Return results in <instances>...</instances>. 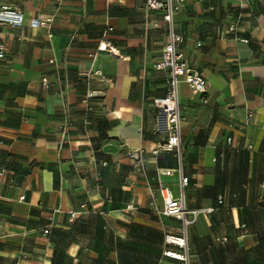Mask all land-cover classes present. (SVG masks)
Instances as JSON below:
<instances>
[{
	"label": "crops",
	"instance_id": "0c3cea01",
	"mask_svg": "<svg viewBox=\"0 0 264 264\" xmlns=\"http://www.w3.org/2000/svg\"><path fill=\"white\" fill-rule=\"evenodd\" d=\"M175 1L181 10L171 29L183 38L184 60L208 83L205 102L179 85L185 204L214 209L197 221L204 228L202 264L226 263L215 237L248 243L252 264H259L264 250L257 235L219 233L223 226L238 230L243 211L264 210V0ZM0 2L24 17L22 29H0L6 48L0 62V264H127L131 240L148 241L132 225L161 230L159 221L138 212L116 228L135 196L140 204L142 195L144 208L150 205L127 156L138 155L145 165L149 159L159 180L180 194L179 175H162L178 168L176 154H151L166 138L152 100L165 95L167 73L153 65L170 26L148 13L144 0ZM40 15L53 18L50 28L29 29ZM104 37L108 47L100 51ZM96 72L106 81L87 77ZM88 91L103 96L86 101ZM120 176L128 188L116 187ZM49 219L54 230L43 236ZM160 244L161 262L173 264Z\"/></svg>",
	"mask_w": 264,
	"mask_h": 264
},
{
	"label": "built area",
	"instance_id": "2783aa9c",
	"mask_svg": "<svg viewBox=\"0 0 264 264\" xmlns=\"http://www.w3.org/2000/svg\"><path fill=\"white\" fill-rule=\"evenodd\" d=\"M145 10L148 13L159 14L163 21L170 26L169 40L164 45L160 58L154 63L155 71H164L167 73V90L163 97H157L152 100L153 107L157 110L158 125L164 124L166 138L159 143L152 151L153 156L159 155L161 152L175 153L178 161V168L175 170H164L162 175L171 176L174 173L179 175L180 194L174 196L169 188L158 181V190L163 202V215L173 218L181 222L183 233L182 236L168 233L165 235L164 246L162 253L163 257L169 259L173 264H189V253L186 239L187 228L194 223L198 214L211 215L214 209L190 210L185 204L184 191L189 185L188 177H185L182 172L181 164V120L179 109V85L186 83L190 89L199 93L202 100L205 102L204 96L208 92V83L206 79L197 71H193L188 63L184 60V55L180 51V44L183 41L182 36L174 33L171 29L172 19L181 10V5L175 0H144ZM53 23L51 16H38L30 20L29 29L36 30L39 28L49 29ZM24 25V17L22 11L17 7L5 5L0 2V29L9 28L12 30H20ZM232 30V28H231ZM200 46V44H198ZM108 47L107 38H103L98 49L106 51ZM6 48L0 41V62L5 58ZM97 76L106 81V78L100 73H89L87 77ZM42 84L48 87L47 79H42ZM102 97L93 91L86 93L85 100H91ZM88 125L89 121L86 122ZM250 148V146H249ZM105 164V163H104ZM224 204V198L218 199V205ZM76 213L70 214V219H74ZM54 228L53 219H49L48 227L42 230L43 236H49Z\"/></svg>",
	"mask_w": 264,
	"mask_h": 264
},
{
	"label": "rangeland",
	"instance_id": "374dc122",
	"mask_svg": "<svg viewBox=\"0 0 264 264\" xmlns=\"http://www.w3.org/2000/svg\"><path fill=\"white\" fill-rule=\"evenodd\" d=\"M118 151L116 147V152ZM132 160L131 163V171L135 172V181H137L138 185V176H141V180H143L144 186L147 189V197L150 199L149 207L144 208L142 203V195H141V203L139 204L137 201V196H135V200L133 203H127V205L122 207V213L124 216H119L120 219L116 222L117 227L121 228V226H125L131 224V222H127L125 216L132 217L130 214L141 213V214H148L152 217L155 221H159L161 225V230L158 232L157 235L161 236L167 232L171 231V234L182 236L183 228L180 221H177L173 218H169L170 220L174 221L175 224H166L163 217V202L158 190V181L159 176L156 174V171L151 168V164L149 163V159L147 160V164L145 165L142 161L140 156H135L131 153L129 156ZM116 187L118 185H124L125 188L129 187L128 182L126 179L122 180V176L115 179ZM134 196V190L125 191V198L130 200L131 197ZM118 204L120 203V197L117 198ZM118 206L112 205L111 207ZM188 208V207H187ZM150 209H153L150 211ZM189 209V208H188ZM195 210V209H190ZM159 213H158V212ZM101 212H104L101 211ZM161 213V214H160ZM203 214H198L196 220L192 225H190L186 230V239H187V246H188V253H189V264H202L203 262V245H204V228L201 223L197 224L198 217H201ZM161 217V218H158ZM167 218V217H166ZM125 221V222H123ZM244 224V225H242ZM100 224L97 225L99 227ZM211 226H213L211 224ZM238 230H235L233 226H223L220 228V234L223 235V238L233 239V235L237 234H244V235H251L255 234L260 239L258 243V248L260 250H264V210L254 209L243 211V222L239 226ZM217 234V233H214ZM215 247H217L216 251H219L221 248L225 255V264H252L251 261V247L246 246L248 243L236 242V241H229L226 240L225 242H220L219 238H214ZM98 245L101 246L99 243ZM241 245H244L241 247ZM129 249L131 250V256L129 261L125 259L127 264H163L160 260V253L162 250V246L160 242L156 240L147 241V243H140L137 241L131 240ZM256 249V248H253ZM195 252V253H194ZM135 253V254H134ZM260 263L264 262V253L260 254ZM195 259V263L193 262ZM130 262V263H129Z\"/></svg>",
	"mask_w": 264,
	"mask_h": 264
},
{
	"label": "trees",
	"instance_id": "16d2710c",
	"mask_svg": "<svg viewBox=\"0 0 264 264\" xmlns=\"http://www.w3.org/2000/svg\"><path fill=\"white\" fill-rule=\"evenodd\" d=\"M53 230H54V228L51 230V233ZM132 232L134 234L140 236L141 238H145L148 241L156 240L157 242H163V244H164L165 237L163 235H161V236L157 235L158 231L155 229H151V228L146 229L143 227H138L136 225H132Z\"/></svg>",
	"mask_w": 264,
	"mask_h": 264
}]
</instances>
